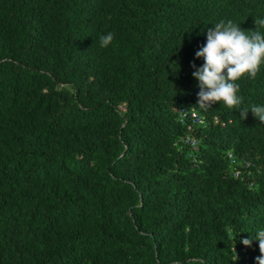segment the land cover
Returning a JSON list of instances; mask_svg holds the SVG:
<instances>
[{"label": "trees", "instance_id": "1", "mask_svg": "<svg viewBox=\"0 0 264 264\" xmlns=\"http://www.w3.org/2000/svg\"><path fill=\"white\" fill-rule=\"evenodd\" d=\"M258 17L264 0H0V264H256L264 123L240 112L264 67L205 111L190 64L211 25Z\"/></svg>", "mask_w": 264, "mask_h": 264}, {"label": "clouds", "instance_id": "2", "mask_svg": "<svg viewBox=\"0 0 264 264\" xmlns=\"http://www.w3.org/2000/svg\"><path fill=\"white\" fill-rule=\"evenodd\" d=\"M254 24L259 27L246 31L239 23L228 19L207 29L205 43L194 53V59H202L203 63L199 67L190 64L198 88L195 106L206 111L217 102L230 108L241 105L240 85L236 81L245 76L254 78L264 67V17L256 18ZM113 40L112 32L101 34L100 47H108ZM249 110L264 123V104L253 105L240 115L244 117ZM252 240L258 241L260 251L256 264H264V228L250 238L241 239L240 243L249 246Z\"/></svg>", "mask_w": 264, "mask_h": 264}]
</instances>
